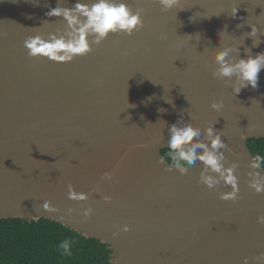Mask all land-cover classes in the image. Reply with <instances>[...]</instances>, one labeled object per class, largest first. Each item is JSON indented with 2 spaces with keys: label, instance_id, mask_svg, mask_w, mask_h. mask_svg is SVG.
<instances>
[{
  "label": "water",
  "instance_id": "obj_1",
  "mask_svg": "<svg viewBox=\"0 0 264 264\" xmlns=\"http://www.w3.org/2000/svg\"><path fill=\"white\" fill-rule=\"evenodd\" d=\"M77 2L92 0L63 6ZM124 2L144 9L142 29L61 63L30 58L24 46L65 26L46 15L59 0H0V221H54L109 245L111 264H256L264 193L248 186V141L264 138V70L239 94L235 77L213 74L223 49L233 50L230 61L264 52V0H179L167 12L159 0ZM177 121L200 128L205 143L207 128L221 134L223 163L237 166L236 201L219 198L232 190L223 182H199V161L183 174L169 168L162 151ZM69 185L89 200H70Z\"/></svg>",
  "mask_w": 264,
  "mask_h": 264
},
{
  "label": "clouds",
  "instance_id": "obj_2",
  "mask_svg": "<svg viewBox=\"0 0 264 264\" xmlns=\"http://www.w3.org/2000/svg\"><path fill=\"white\" fill-rule=\"evenodd\" d=\"M65 2L66 0H59V6L50 8L46 13L49 18L62 19L65 22L63 28H58L47 34L40 32L25 40L24 46L28 50L30 58L71 63L76 58L90 54L93 51L92 45H101L111 35L123 33L132 36L144 27V9L136 8L134 10L124 0L77 2L73 7L63 6ZM159 4L167 12L177 9L179 0H159ZM236 12L237 9H233L231 15L235 16ZM249 26L251 32L247 35L253 38L252 47H259L261 43L258 38L259 29L255 24ZM232 51V49L226 48L215 54V62L218 68L213 75L230 81L235 77L232 85L235 94H239L243 88L248 86L255 89L258 84L259 73L264 70V52L253 56L251 49H246V59L238 57L230 61L229 56ZM236 52L239 53V49H236ZM222 107V101L211 104V108L217 112ZM205 134L207 143L200 139L202 135L200 128L182 121L173 124L169 129L167 141L169 168L178 170L183 174L192 169L199 161L203 164L199 182L207 186L209 190L215 189L223 182L232 190L230 193H221L219 198L223 201H236L240 191L238 177L235 174L237 166L225 167L224 156L221 152L225 144L221 134L215 131L214 127L207 128ZM250 167L254 171L248 174L251 178L248 181V186L258 194L264 193V175L261 174L264 172V155H255ZM257 169L261 171H256ZM102 179L111 183L115 177L113 173H105ZM116 183L119 181L116 180ZM68 189L70 200L77 202L89 200V194L78 193L72 185H69ZM93 191L98 193L100 189L98 186H94ZM103 199L106 203L112 202L110 196H104ZM44 207L49 208L50 202L45 203ZM82 215L86 220H90L93 216V209H86ZM258 223L264 224V216L258 218ZM123 231L130 232L131 229L125 226ZM118 234L119 230L114 235ZM60 247L65 254H71L70 241H62ZM254 259L256 264H264V254ZM244 264H249L248 258H245Z\"/></svg>",
  "mask_w": 264,
  "mask_h": 264
},
{
  "label": "trees",
  "instance_id": "obj_3",
  "mask_svg": "<svg viewBox=\"0 0 264 264\" xmlns=\"http://www.w3.org/2000/svg\"><path fill=\"white\" fill-rule=\"evenodd\" d=\"M248 147L254 156L264 155V138L250 139ZM168 152L162 154L169 162ZM65 240L70 241V255L60 247ZM111 254L109 245L51 220L0 221V264H111Z\"/></svg>",
  "mask_w": 264,
  "mask_h": 264
}]
</instances>
